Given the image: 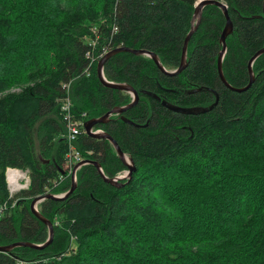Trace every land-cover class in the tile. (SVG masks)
Segmentation results:
<instances>
[{
	"label": "trees",
	"instance_id": "1",
	"mask_svg": "<svg viewBox=\"0 0 264 264\" xmlns=\"http://www.w3.org/2000/svg\"><path fill=\"white\" fill-rule=\"evenodd\" d=\"M197 1L0 0V203L8 202L0 246L45 243L48 227L31 202L73 184L63 100L83 124L130 103L129 92L97 74L115 48L145 49L177 69ZM219 1L232 22L222 73L233 89L218 73L226 18L215 4L203 7L177 74L146 55L112 54L103 75L132 86L138 99L94 129L132 159L130 178L113 185L81 165L71 193L38 203L51 241L0 251V264H264V52L247 86L248 63L264 47V0ZM74 145L109 178L128 170L84 126ZM7 167L29 175L12 197Z\"/></svg>",
	"mask_w": 264,
	"mask_h": 264
},
{
	"label": "water",
	"instance_id": "2",
	"mask_svg": "<svg viewBox=\"0 0 264 264\" xmlns=\"http://www.w3.org/2000/svg\"><path fill=\"white\" fill-rule=\"evenodd\" d=\"M207 4H215L217 6H219L223 13H224V16L226 18V23H225V26H224V29L222 31V34L220 36V42H221V45H222V48L219 52V56H218V61H217V68H218V73H219V77L220 79L223 81V83L233 89V87H231L227 81L225 80L224 76H223V73H222V59H223V56L225 54V51H226V37L232 32V22L227 14V6L219 1V0H198L196 3H195V10H194V14H193V19H192V23H194V21H196L189 34L187 35L185 41H184V45H183V49H182V56H181V63H180V66L177 68V69H174V70H167L159 61L157 55L153 52H150V51H147L145 49H131V48H128V47H119V48H115V49H112L111 51H109L107 54H105L97 63V74L99 76V79L101 80V82L107 86V87H110V88H115V89H119V90H123V91H127L131 94L132 96V100L130 101V103H128L127 105H124V106H117V107H114L113 109H111L110 111H108L106 114H104L103 116L101 117H98V118H92V119H89L87 120L85 123H84V131L87 135L89 136H92V137H96V138H105L107 139L113 146L114 150L116 151V154L119 156L120 159H122L129 167L128 169V178H130L131 176V173H132V170L134 169V167L132 166V159L128 157V160H129V163L125 161V158H124V153L121 151V149L119 148L118 144L116 143L115 140L112 139V137L104 132H102L101 130H95L94 127L97 123H101V122H105L109 117L110 115L112 114H120L122 113L124 110L128 109L129 107H131L132 105H134L138 99V95H137V92L133 89L132 86L128 85V84H125V83H115V82H112V81H108L105 76L103 75V64L104 62L107 60V58H109L112 54H115L117 52H121V51H129V52H132L134 54H141V55H146V56H149L153 59V61L156 63V65L159 67V69L166 73V74H170V75H174V74H177L179 73L185 66V53H186V48H187V42H188V38L190 37L191 33L196 29L198 23H199V20H200V17H201V12H202V9L205 5ZM263 8H264V1H263ZM264 52V47L262 49H260L255 56L252 57V59L249 61L248 63V69H249V73H250V81L248 83L247 86L250 85V83L252 82L253 80V73H252V68H251V64L253 62V60L259 55V54H262ZM246 86V87H247ZM244 87V88H246ZM243 88V89H244ZM238 91L242 90V89H236ZM217 102V96H216V101L214 103ZM213 103V104H214ZM162 104L166 107H169V108H172V109H177V107H174L172 105H170L169 103H167L166 101H162ZM212 104V105H213ZM212 105H210L209 108H212ZM179 111L181 112H190V110L188 109H185V108H180L178 109ZM84 163H91L93 164L96 169L98 170V172L102 175V177L104 178V180L108 183H111L113 185H119V184H123L122 183V179L120 178H116V177H112V178H109L107 176H105V174L103 173V171H101V167H100V164L98 161L96 160H84L81 164L83 165ZM74 175H72L71 179H72V182L73 184L71 185V187L63 192V193H60L58 195L56 194H51V193H48L46 195H43V196H38L36 198H34L31 202V211L43 222L47 225L48 227V239L46 240L45 243L43 244H34V243H26V242H18V243H14L13 245H10V246H0V251H7L9 250L10 248L14 247V246H19V245H25V246H29V247H33V248H42L44 246H46L52 239V235H53V227H52V223L44 218L43 216H41V214L39 213L38 209H37V206L36 204L40 201H42L43 199L45 198H52V199H64L69 193H71L74 188H75V183H76V179H74L73 177Z\"/></svg>",
	"mask_w": 264,
	"mask_h": 264
},
{
	"label": "built area",
	"instance_id": "3",
	"mask_svg": "<svg viewBox=\"0 0 264 264\" xmlns=\"http://www.w3.org/2000/svg\"><path fill=\"white\" fill-rule=\"evenodd\" d=\"M106 53V51L104 52ZM87 55H90L88 52ZM71 103L68 98L64 99L62 102L61 109L64 114V118L67 124V142H68V151L66 154L65 169L68 170V175L72 177L74 175V179L76 178V172L82 165L81 163L84 161L83 158H80L79 152L74 145V141L77 139L79 133L81 132L80 122L81 120L73 119L70 113ZM6 177H7V186L9 190L10 197L13 196L14 193L19 191L20 189L26 188L29 183V175L26 170H21L15 167H7L6 168ZM9 175V177H8ZM60 179L64 178V175H60ZM124 179V178H120ZM14 205V203L12 204ZM8 208V202L4 201L0 203V216L4 213V211Z\"/></svg>",
	"mask_w": 264,
	"mask_h": 264
},
{
	"label": "bare ground",
	"instance_id": "4",
	"mask_svg": "<svg viewBox=\"0 0 264 264\" xmlns=\"http://www.w3.org/2000/svg\"><path fill=\"white\" fill-rule=\"evenodd\" d=\"M80 122V127H83L84 126V124L81 122V121H79ZM79 152V151H78ZM79 156H80V158H83L82 156H81V154L79 153ZM128 160V159H127ZM128 169H129V167H128ZM122 173V172H121ZM121 173H119L117 176H116V178H128V170L127 171H123V173L121 174ZM121 176V177H120ZM8 177H9V175H8ZM29 184V183H28ZM27 187H28V185H27ZM26 187V188H27ZM24 189V188H23ZM20 190H22V189H20ZM19 190V191H20ZM18 192V191H17ZM16 192V193H17ZM16 193H14V194H16ZM13 194V195H14Z\"/></svg>",
	"mask_w": 264,
	"mask_h": 264
},
{
	"label": "rangeland",
	"instance_id": "5",
	"mask_svg": "<svg viewBox=\"0 0 264 264\" xmlns=\"http://www.w3.org/2000/svg\"><path fill=\"white\" fill-rule=\"evenodd\" d=\"M225 5H226V4H225ZM252 73H253V72H252ZM97 130H100V129H97ZM124 158H125V161L129 163V160H127V159H128V156L125 155ZM84 164H86V163H84ZM101 171H103L102 168H101ZM122 173H123V172H122ZM122 173H121V174H122ZM5 177H6V173H5ZM120 177H121V176H120ZM75 179H76V178H75ZM6 182H7V177H6ZM28 185H29V184H28ZM59 194H60V193H59ZM56 195H58V194H56ZM38 203H39V202H38ZM38 203L36 204V206H38ZM37 209H38V207H37Z\"/></svg>",
	"mask_w": 264,
	"mask_h": 264
}]
</instances>
